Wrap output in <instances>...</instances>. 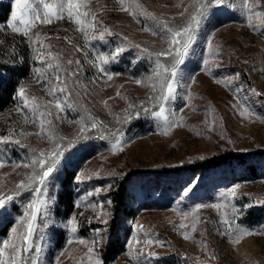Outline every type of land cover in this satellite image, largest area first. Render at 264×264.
I'll return each instance as SVG.
<instances>
[{"label": "rangeland", "instance_id": "374dc122", "mask_svg": "<svg viewBox=\"0 0 264 264\" xmlns=\"http://www.w3.org/2000/svg\"><path fill=\"white\" fill-rule=\"evenodd\" d=\"M8 1L9 17L0 24V60L12 56L18 58L19 50H27L32 64L28 76L17 88L15 104L0 113V141H6L0 142V161L5 163L0 168V194L19 191L4 209H0V229L6 225L4 234L0 232V243L11 239L13 227L22 230L17 221L36 196L32 190L15 187L21 180L27 182L33 168L13 165L30 163L39 152H50L55 143L66 147L40 193L39 198L47 201V215L43 214L42 208L31 247L23 254L21 264H94L97 257L104 264L99 231L100 225L111 215L107 193L115 177L134 175L154 167L178 168L227 152L253 155L254 160L260 157L256 160V177L239 180L219 169L210 174H197L186 184L177 183L179 190L170 193L168 200L159 198L156 192L142 189L140 184L144 179L132 177L125 204L135 208V215L125 223L122 251L107 264H264V234L244 236L239 243L233 242L231 234L237 228L264 233V218L256 220L254 214L257 208L264 206V16L253 17V24L259 25V30L253 31L244 15L243 0H226L224 5L207 9L194 30L188 53L179 65L175 98L165 104V115L172 119L171 114L178 113L179 125L165 135L163 118L152 115L159 111V105L149 100L158 93H154L145 81L155 68L157 57L154 53L168 48L162 38L167 33L156 29L155 25L167 22L173 28L187 26L201 0H136L156 20L143 15L134 19L120 10L117 0H87L81 12L91 11L97 21L113 33L111 36L105 34L101 41L92 39L93 35L98 36V31L94 33L89 29L87 47H84V35L76 31V24L66 13L64 18L53 19L50 24L37 22L27 36L12 31L8 24L14 0ZM259 5L257 10L264 11V0H259ZM144 27L152 28L158 34L144 32ZM65 37L71 43H67ZM209 41L212 51H218L219 58L209 59L205 65ZM231 42L239 52L245 76L238 71L224 72L223 66L227 63L222 58V48H229ZM125 44V51L104 65L113 75V79L108 80L93 63L99 64L98 54L110 56L117 47ZM77 45L82 51H75ZM143 48L149 51L145 52ZM48 52L59 55L64 68L76 67L74 63L67 65L69 59L81 61L77 76L68 79V93H57L65 102L63 112L48 104L53 99L48 95L49 82L56 84V70L47 68V63H55ZM159 59L168 63L171 57ZM37 69H40L39 73ZM60 75L62 79L66 77L63 71ZM190 78L194 82H190ZM77 79L79 86L72 83ZM137 80L141 83L137 84ZM21 88L25 89L29 101L35 98L41 105L37 111L24 108V100L19 96ZM253 89L261 95L257 96ZM129 104H142L148 111L139 107L130 109ZM243 106L250 108L256 116L242 117ZM40 112H51L45 117V133L54 129L53 140L47 139L44 133L37 135L41 132ZM125 117L129 118L125 120ZM48 120L52 121L51 125L47 124ZM93 122L98 123L96 129L78 134L82 124ZM117 131L123 133L124 142L122 149L114 152L111 142L115 138L111 133ZM60 137L65 139L61 141ZM65 169L75 173V200L73 213L63 221L53 211L59 177ZM81 172L84 175L77 180ZM233 186H238L235 197L222 196ZM189 188L188 195L184 196ZM77 203L79 207L75 206ZM216 203L222 207H204L187 218L180 214L193 211L198 204ZM225 217L232 223L231 232L222 223ZM73 219L76 233L69 230V221ZM196 220L195 231H192L191 226ZM181 224L188 227L181 228ZM136 225H143V230ZM58 233L64 240L55 244ZM185 234L188 239L184 238ZM69 239L72 243H68ZM137 239L141 243H135ZM146 239L161 243L146 245L143 243ZM79 240L85 243L81 244ZM89 247L94 249L91 254ZM130 252L140 254L134 259Z\"/></svg>", "mask_w": 264, "mask_h": 264}, {"label": "snow or ice", "instance_id": "6c2138e0", "mask_svg": "<svg viewBox=\"0 0 264 264\" xmlns=\"http://www.w3.org/2000/svg\"><path fill=\"white\" fill-rule=\"evenodd\" d=\"M117 2L120 5V10L129 13L133 16L134 19L137 16L141 15L148 16L153 20L157 19L156 17H151V14L145 12L142 6L137 3L136 0H117ZM225 3L226 0H201L199 6L195 10V13L191 16L187 26L182 28H173L167 22H157L155 25L156 29L165 31L167 33V35L162 38L166 40L168 48L163 51L154 53V55L157 57L155 68L153 69L151 75L145 78V81L151 86V89L154 93H158L155 96H150L149 100H152L154 104L159 105V111L153 112L152 115L163 118L165 135H167L168 131L172 127L179 125L178 113L173 112L171 114L173 117L172 119H169V116L165 115V104L170 99L175 98L178 84L177 77L179 65L183 63L184 58L188 53L194 30L199 26L200 19L207 14L208 8H211L213 6H221ZM86 5L87 0H14L13 11L11 12L10 23L8 24V27L11 28L14 32L23 33L25 36H27L32 27L37 22H40L42 24H50L53 19L59 20L64 18L66 13L67 17L76 24V31L81 32L84 35V40L86 41L84 47H87L89 29H91L94 33L98 31V36L93 35L92 39H99L101 41L104 40L105 34L111 36L113 35V33L106 26L98 22L96 15L91 11L81 12V8L86 7ZM242 8L247 19L248 26L252 28L253 31H258L259 25L253 24V17L259 19L264 16V11L257 10L260 8L259 0H243ZM184 11H187V9H185ZM181 15H183V13H181ZM142 30L144 32H151L152 35L158 34L157 31H154L149 27H144ZM36 39L39 40V37H37ZM64 39L67 43H71V40L68 37H65ZM126 47L127 44L117 47L110 56L98 54L96 59L99 61V64L93 63V66L97 67L98 71L101 74L106 75L108 80H112L113 75L106 71L104 65L108 64L110 59L114 60L119 54L123 53ZM136 47L141 48V45H136ZM208 49L209 56L204 59L205 65L208 64L209 59L219 58L218 51H212L211 41L208 42ZM142 50L145 52L149 51L146 48H143ZM75 51H82V48L77 45L75 47ZM41 55H44V53H41ZM47 55L50 59L55 61V63H47V68H54L56 70V74L54 77L56 84H51L49 82L48 95L53 99L49 101L48 104L54 106L55 109H57L59 112H63L65 102L57 96V93H68V79L77 76V73L80 71L81 61L76 60L75 62H73V60L69 59L67 60V65H73L74 63L76 67L64 68L59 55L54 56L51 52H48ZM161 57H171V60L168 63H164L159 59ZM36 71L39 73L40 69H37ZM61 71L66 73V77L64 79L61 78ZM190 82H194V80L190 78ZM72 83L75 86H79L80 82L77 79L72 80ZM136 83L140 84L141 80H137ZM252 91L257 96L261 95V93H259L255 89H253ZM19 96L24 100V108H31L33 111H37L41 107V105L36 103L35 98H32L29 101V99L25 96V89H20ZM104 104L105 106H107V101H104ZM137 107L142 108L144 111H148V109L142 104L139 106L135 104H129L130 109H135ZM39 115L41 117L39 121L41 132H38L37 135H41L42 133H44L47 136V139L53 140L55 135L54 129H49L45 133V117L50 116L51 112H40ZM240 115L244 118L256 116V114L252 112V110L247 106H243ZM128 118L129 117H125L124 119L127 120ZM257 119H260V117H257ZM47 124L51 125L52 121L48 120ZM97 127V122H93L90 125L82 124L78 134L84 135L87 131L96 129ZM111 135L115 138L111 142V150L114 152L117 150H121L124 142L123 133L117 131L111 133ZM59 139L62 141L65 138L60 137ZM16 143H19V141H16ZM64 147L66 146L62 145L61 143H55L53 149L50 152H39L37 156L31 160L30 163H24L23 165H13V167L17 168L21 166H23L24 168H33V174L26 178L27 182H25V180H21L15 185V187L17 190H32L36 194V196L26 205L23 216L17 221V225L22 226V230H19V227H13L11 229V239L4 240L2 243H0V264H21L23 260V254L29 251L31 247V239L37 230L38 217L42 214V208L44 209L43 214L47 215V201L39 198L40 193L46 186V181L49 180L53 172L56 170L60 158L63 156ZM4 166V161H0V168H3ZM83 175L84 173L81 172L79 176H77V180L83 177ZM33 185L36 186L33 188ZM237 187L238 186H233L231 190L222 193V196H224L225 198L235 197ZM190 190V188L186 189L184 192V196H187ZM96 191H99V189H97ZM18 194L19 191L12 192L10 194H0V209H4L6 204L12 201ZM75 206L79 207L80 205L79 203H77ZM98 206L102 208V205ZM204 207H213L219 209L222 207V205L219 203L211 205L198 204L195 206V209L193 211L181 212L180 214L185 218L194 216L196 212ZM197 222L198 220L193 222L191 226L192 231H195ZM222 223L226 225L229 232H231L232 223L227 217H225ZM69 224L70 232L76 233L77 227L74 219L69 221ZM136 227L143 230V225H136ZM180 227L186 228L188 226L185 224H181ZM231 234L234 237L233 242L239 243L244 236L264 233H254L250 230L237 228L234 232H231ZM184 238L188 239L189 237L187 234H185ZM68 243H72V240L69 239ZM79 243L84 244L85 241L79 240ZM93 243L97 242L94 241ZM135 243L139 244L141 243V241L137 239ZM143 243H145L146 245H151L153 243L161 242L153 241L152 239H146L143 241ZM129 247H131V244L129 245ZM88 251L91 254L94 252V249L92 247H89ZM139 254L140 253H136L134 255L132 252L129 253V255H132L134 259L138 258ZM89 259L91 260V256L89 257ZM94 264H102V262L97 257L94 261Z\"/></svg>", "mask_w": 264, "mask_h": 264}, {"label": "trees", "instance_id": "16d2710c", "mask_svg": "<svg viewBox=\"0 0 264 264\" xmlns=\"http://www.w3.org/2000/svg\"><path fill=\"white\" fill-rule=\"evenodd\" d=\"M11 7L8 0H0V24L4 23L10 14ZM222 48V58L227 63L223 66L224 72L233 74L243 71L240 63L239 52L234 45ZM19 57H9L0 60V113L13 106L16 102V91L20 82L29 74L32 61L27 50H19ZM126 66L127 64H123ZM121 68V66H119ZM243 74V73H242ZM243 76H245L243 74ZM253 155H241L227 152H220L210 155L194 163L182 165L181 167H154L126 175L115 177L107 197L111 202V215L100 225V236L102 239L101 250L104 264L113 256L122 251V239L125 235V223L135 215V208L125 204L127 199V187L132 177L139 176L144 179L140 186L147 191L157 193L161 199L168 200L170 193H177L179 186L177 183L186 184L194 175L212 173L220 170L223 174L231 175V178L239 180H249L256 177V164L260 157ZM75 173L70 169H65L59 177V191L56 195V206L54 215L60 220H67L74 211V187ZM256 220L264 218V206L259 207L254 212ZM6 225L0 229L4 234ZM61 233L56 236L55 244L63 242Z\"/></svg>", "mask_w": 264, "mask_h": 264}]
</instances>
